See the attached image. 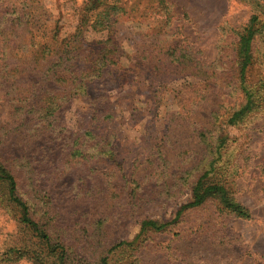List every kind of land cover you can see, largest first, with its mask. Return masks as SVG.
Segmentation results:
<instances>
[{
	"label": "rangeland",
	"instance_id": "1",
	"mask_svg": "<svg viewBox=\"0 0 264 264\" xmlns=\"http://www.w3.org/2000/svg\"><path fill=\"white\" fill-rule=\"evenodd\" d=\"M85 1L0 0V12L24 6L34 16L36 38L49 41L41 38L45 27L57 26L61 37L74 32ZM258 2L264 6V0H122L109 35L116 44V81H92L88 98L75 96L58 111L74 130L89 124L93 103L111 108L115 131L104 143L114 145L115 152L108 159L91 146L97 167L73 159L58 179L46 172L59 161L65 163L62 139L27 133L13 122L16 99L25 87L18 88L16 72L4 66L9 47L0 35V158L5 163L22 156L31 161L40 188L47 191L48 215L68 244L67 264H101L107 253L112 264H264V33L253 43L254 61L246 76L255 90L256 109L238 124L223 121L227 109L244 100L236 47L238 33L255 13L264 21ZM89 30L94 56L107 32ZM17 49L11 51L24 53ZM166 55L181 56L182 66H152ZM128 76L131 81L124 84ZM202 128L211 130V144L227 135L218 176H228L232 196L251 211L250 219L222 211L210 200L174 222L180 206L191 200L192 183L214 157L201 138ZM131 151L137 156L127 163L133 174L126 189L133 194L132 210L126 214L118 207L120 198L114 197L118 187L112 173L126 166L119 163ZM20 216L0 186V264H37L8 252L29 241ZM143 219L172 222L162 231L143 232ZM122 241L128 245L110 251Z\"/></svg>",
	"mask_w": 264,
	"mask_h": 264
},
{
	"label": "trees",
	"instance_id": "2",
	"mask_svg": "<svg viewBox=\"0 0 264 264\" xmlns=\"http://www.w3.org/2000/svg\"><path fill=\"white\" fill-rule=\"evenodd\" d=\"M112 1L111 3L107 0H86L74 32L61 37L57 26L50 29L45 27V33L41 38H49V41L36 38L35 30L38 31V28L34 25V16H31L30 11L24 6L15 4L0 12V35L5 47L10 49L4 51L6 53L3 57L4 66H9L10 71L16 72L14 84H17L20 89L25 87L24 95L16 99L18 104L14 105L13 122L23 126L27 133L50 135L62 139L60 157L63 161L65 160V163L59 161L49 173L46 172V175L55 179L60 178L68 170L69 165H73V159L81 158L90 164L92 169L96 168V161H92L93 154L89 151L91 146H97V152L105 154L108 159H111L110 154L115 152L114 145L109 147V144L104 143L106 139L113 137L115 131V127L112 126L114 115L111 108L105 109L93 103L89 124L74 130L66 127L58 113L60 108L75 96L88 98L92 81L104 77H114L116 81L112 70L117 65L113 56L116 44L111 42L109 35L117 19V17L113 18L117 14L115 11L121 8L119 3L122 0ZM158 1L159 4L163 2V0ZM257 6L260 10L264 9L259 2ZM89 26L93 30L107 32V38L98 41L102 45L98 47L94 56L90 54L92 40H89L87 35L90 32ZM263 33L264 21H261L258 13H255L248 25L238 33L235 58L239 89L244 93V100L238 106L227 109L223 120L225 124H238L256 109L258 100L255 90L248 83L246 76L248 68L254 61L253 43ZM16 46L18 51L19 49L24 51L22 55L11 51ZM23 54L27 56L26 61L20 59ZM158 62L159 64L155 63L152 66L161 67L162 64L176 62V67L180 68L182 57L174 55L170 58L166 55ZM120 69L124 70L122 67ZM135 75L134 71L132 80H135ZM131 79L128 76L123 83H128ZM88 100L91 101V99ZM208 132L210 133L211 130L205 128L199 132L204 143H208L210 138ZM226 139L227 135H221L214 143H208L214 157L203 173L192 183L191 200L180 206L174 222L178 221L186 210L203 206L210 200H215L222 211L233 213L244 219L252 217L251 211L232 196L228 176L226 175L227 180L224 174L221 177L218 176V173L222 172L218 169L217 162L224 165L221 150ZM115 144L118 145L116 141ZM131 152V155L125 157V161L119 163L126 165L121 169L122 171L116 170L112 173L114 186L118 187L114 197L120 198L121 203L118 207L122 208L121 211L126 214L132 210L130 199L133 194H129V190L126 189L129 177L133 174L127 163L137 156L134 151ZM158 158H161L160 155ZM98 170H104V167L100 166ZM0 186L6 200L20 209V223L29 237L27 244L16 243L8 252L17 254L19 258L25 255L37 264H67L68 244L65 243V236L61 229L48 215L49 202L44 201L47 191L40 188L38 174L32 167L31 161L22 156L5 163L0 158ZM171 222L143 219L140 229L143 232L162 231ZM125 245H128V242H119L112 246L110 251ZM110 261L108 253L101 258V264H112Z\"/></svg>",
	"mask_w": 264,
	"mask_h": 264
}]
</instances>
